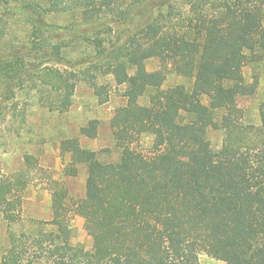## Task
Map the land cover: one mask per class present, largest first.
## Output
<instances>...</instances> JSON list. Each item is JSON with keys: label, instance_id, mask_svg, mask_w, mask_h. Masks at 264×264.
Listing matches in <instances>:
<instances>
[{"label": "trees", "instance_id": "trees-1", "mask_svg": "<svg viewBox=\"0 0 264 264\" xmlns=\"http://www.w3.org/2000/svg\"><path fill=\"white\" fill-rule=\"evenodd\" d=\"M168 1L43 0L20 6L30 28L27 42L15 47L0 38L1 119L16 114L21 90L34 91L50 111H64L78 81L104 103L109 89L97 82L98 74L110 73L124 85L126 103L110 122L118 161L99 160L76 137L62 139L70 173L87 167L85 194L73 198L52 180V229L37 226L19 235L9 230L13 245L0 264H201V248L225 264H264V140L243 123L238 105L246 90V51L264 50V0L191 1L182 26ZM53 14L72 17L69 37L53 40L48 34L55 27L46 16ZM114 22L127 32L113 37L109 28L111 38L102 36L99 25ZM80 38L92 50L72 63L65 40ZM153 57L169 60L177 74L194 78L192 84L162 89L164 72L146 69ZM145 94L144 105L139 98ZM97 129L98 120L91 119L83 132L95 137ZM209 129L223 134L217 150ZM144 133L154 136L148 153L136 148ZM37 167V158L25 154L21 169L6 174L0 168V214L9 225L21 219L22 195ZM72 213L83 218L91 250L70 243ZM25 236L31 237L30 249Z\"/></svg>", "mask_w": 264, "mask_h": 264}, {"label": "rangeland", "instance_id": "rangeland-1", "mask_svg": "<svg viewBox=\"0 0 264 264\" xmlns=\"http://www.w3.org/2000/svg\"><path fill=\"white\" fill-rule=\"evenodd\" d=\"M191 1L195 0L168 1L174 5V11L181 19V26L188 14V3ZM26 2L36 4L43 3V0H0V38L4 39L7 45L21 47L29 38V25L19 14L20 6ZM110 4L118 6L117 2ZM105 18L109 20L110 17L108 15ZM105 18L101 19L103 23ZM46 21L55 27L48 33L54 36L53 40L69 37V29L74 22L72 17L53 14L46 16ZM99 28L104 30L102 36L106 37L109 36L110 29L113 37L117 34L123 36L127 32L125 25L115 22L103 24L101 27L99 25ZM80 30L82 27L77 26L76 31ZM83 38L65 40L68 43V46H65V55L72 63L78 60L79 56L81 58L91 53L92 47ZM246 54H248L247 63L242 68L246 90L239 94L238 105L243 110V123L256 128L259 139L264 140V50L257 48L253 54L249 55L248 51ZM145 65L148 71L162 70L164 72L165 79L161 86L162 89L177 84L189 87L194 80V78L188 79L177 74L167 59L149 58ZM97 82L106 84L109 89L108 100L104 103L99 102L93 89L87 83L78 81L72 95V104L64 111H50L39 101L34 91L21 90L16 93L14 99L16 114L7 115L3 119L0 117V168L2 172L7 174L21 169L24 166L25 154H32L38 160V167L32 171V179L22 195L21 219L9 225L0 214V262L2 255L13 245L8 236L9 230L19 235L23 232L30 234L37 226L43 227L44 230L52 229L48 223L52 218V180L65 186L73 198L84 196L87 167L80 165L76 175L70 173V153L60 149L62 139L76 137L83 147L95 151L99 160L118 161L120 150L115 146L110 122L115 110L126 103L122 95L125 87L117 85L110 73L98 74ZM207 101V98L203 97V102L207 103ZM139 102L147 104L148 94L140 97ZM91 119L98 120L95 137H88L83 132ZM207 138L214 150L221 147L223 134L220 130L209 129ZM153 142V134L144 133L136 144V148L143 153H148L153 147ZM70 225L72 228L70 243L91 250L92 239L84 230L83 218L72 213ZM31 241V237H22V242L28 249L31 248ZM198 260L201 264H225L211 257L202 248L198 250Z\"/></svg>", "mask_w": 264, "mask_h": 264}]
</instances>
